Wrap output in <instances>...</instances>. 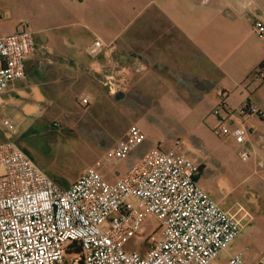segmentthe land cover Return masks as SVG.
<instances>
[{
  "label": "crops",
  "instance_id": "0c3cea01",
  "mask_svg": "<svg viewBox=\"0 0 264 264\" xmlns=\"http://www.w3.org/2000/svg\"><path fill=\"white\" fill-rule=\"evenodd\" d=\"M256 19L264 23V0H44L26 24L35 52L25 60L24 78L2 94L0 107L30 95L31 107L45 101L66 109L86 97L91 108L111 113L120 93L134 92L139 102L151 98L162 107L187 108L190 129L212 141L203 151L184 138V150L201 164L197 183L244 226L252 220L248 208L264 211V185L253 176L256 160L264 156V120L238 112L248 99L264 109V80L253 78L258 66L264 68V39L251 30ZM19 20L2 19L0 34L24 28ZM94 39L103 47L91 55L87 46ZM218 89L228 92L227 123L243 122L249 131L242 144L212 134ZM242 148L251 152L244 158L249 166L236 175L226 163V149L237 154ZM213 156L216 164L208 170ZM243 185L249 188L235 193L243 202L230 203L228 195ZM250 245L221 254L226 259L249 246L248 255Z\"/></svg>",
  "mask_w": 264,
  "mask_h": 264
},
{
  "label": "built area",
  "instance_id": "2783aa9c",
  "mask_svg": "<svg viewBox=\"0 0 264 264\" xmlns=\"http://www.w3.org/2000/svg\"><path fill=\"white\" fill-rule=\"evenodd\" d=\"M22 24L24 28L0 35V98L24 78L25 60L35 52L34 34ZM251 30L264 39L261 20ZM102 47L94 39L87 51L96 55ZM253 78L264 80L262 66ZM227 93L217 91L212 132L242 144L249 131L243 122L227 123ZM77 102L90 104L86 97ZM238 112L264 120V109L249 99ZM1 125L6 139L0 141V264H245L249 246L218 260L243 225L197 183L201 164L186 153L185 140L169 149L157 143L109 180L105 167L144 143L142 128L132 124L64 188L11 139L14 121L2 117ZM250 153L237 151L243 159ZM255 172L264 176V156L256 160ZM151 217L157 223L144 231ZM139 232L144 251L130 246ZM252 264H264V256Z\"/></svg>",
  "mask_w": 264,
  "mask_h": 264
},
{
  "label": "rangeland",
  "instance_id": "374dc122",
  "mask_svg": "<svg viewBox=\"0 0 264 264\" xmlns=\"http://www.w3.org/2000/svg\"><path fill=\"white\" fill-rule=\"evenodd\" d=\"M39 2L41 7L44 6V0H0V21L20 19L27 24L36 17ZM137 95L134 92L120 93L119 106L117 109L113 108L111 113V109L91 108L90 104L81 106L78 100L74 102V107L66 109H53L45 101L40 102V106L35 102L31 107L28 105L31 103L30 95L22 96L7 109L0 107V141L6 139L1 118L8 116L16 125L11 139L25 150L55 183L64 188L122 137L132 124L142 126L145 134L144 143L125 159L105 167V174L109 180H115L148 149L147 146L155 142L162 148L169 149L176 146L177 140L187 138L203 151L208 150L212 141L201 139L203 135L192 131L191 125L186 122L185 114L189 109L178 106L162 107L151 98L139 102ZM55 121L58 125L54 124ZM212 134L215 135L213 132ZM225 160L229 170L234 169L236 175L243 174L249 166L246 160L227 149ZM215 164L216 156H213L208 161L207 169L210 170ZM253 176L261 186L264 185L263 176L259 173ZM247 187L243 185L234 190L228 195L227 200L230 203L236 201L242 203L235 193ZM261 205L264 208V202ZM248 210L252 220L244 224L241 233L228 249L233 252L239 246L250 242L251 250L244 256V262L252 264L264 256V211L256 213L250 208ZM156 223L155 218H149L144 231H148ZM142 238L143 233H137L130 246L139 248ZM140 249L144 251L145 245ZM220 259H225L224 253L220 255Z\"/></svg>",
  "mask_w": 264,
  "mask_h": 264
},
{
  "label": "bare ground",
  "instance_id": "6f19581e",
  "mask_svg": "<svg viewBox=\"0 0 264 264\" xmlns=\"http://www.w3.org/2000/svg\"><path fill=\"white\" fill-rule=\"evenodd\" d=\"M39 95V94H38Z\"/></svg>",
  "mask_w": 264,
  "mask_h": 264
}]
</instances>
